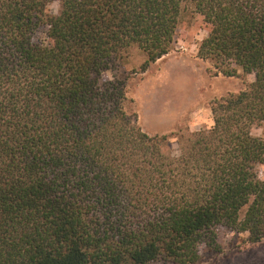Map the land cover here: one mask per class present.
<instances>
[{
	"label": "trees",
	"instance_id": "1",
	"mask_svg": "<svg viewBox=\"0 0 264 264\" xmlns=\"http://www.w3.org/2000/svg\"><path fill=\"white\" fill-rule=\"evenodd\" d=\"M47 2L0 0V264H202L221 230L264 239V0ZM185 9L207 28L197 57L254 80L174 151L102 74L133 46L145 73Z\"/></svg>",
	"mask_w": 264,
	"mask_h": 264
},
{
	"label": "rangeland",
	"instance_id": "2",
	"mask_svg": "<svg viewBox=\"0 0 264 264\" xmlns=\"http://www.w3.org/2000/svg\"><path fill=\"white\" fill-rule=\"evenodd\" d=\"M206 34L200 16L185 9L172 50L164 59L140 73L146 56L133 46L114 71L102 74L103 81H111L115 75L125 82L127 97L132 101L127 104L128 112L137 114L138 124L149 135L171 134L174 151L180 136L212 126L211 101L244 90L254 80L252 75L241 72L233 77L217 74L210 62L199 59L197 50ZM251 132L264 139V125ZM257 176L262 179L264 166L257 168ZM247 239V233L219 231L222 253L202 264H264V239L258 243Z\"/></svg>",
	"mask_w": 264,
	"mask_h": 264
},
{
	"label": "clouds",
	"instance_id": "3",
	"mask_svg": "<svg viewBox=\"0 0 264 264\" xmlns=\"http://www.w3.org/2000/svg\"><path fill=\"white\" fill-rule=\"evenodd\" d=\"M63 13V4L62 0H48L45 5V14L54 18H58ZM44 37L42 36L41 39ZM264 179V176L261 177Z\"/></svg>",
	"mask_w": 264,
	"mask_h": 264
},
{
	"label": "crops",
	"instance_id": "4",
	"mask_svg": "<svg viewBox=\"0 0 264 264\" xmlns=\"http://www.w3.org/2000/svg\"><path fill=\"white\" fill-rule=\"evenodd\" d=\"M164 58H165V57H162V58L158 59L157 61L162 60V59H164ZM157 61H156V62H157Z\"/></svg>",
	"mask_w": 264,
	"mask_h": 264
}]
</instances>
